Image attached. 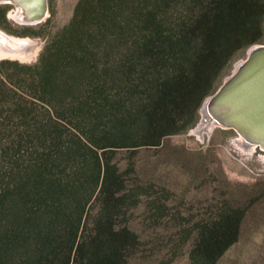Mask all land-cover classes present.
Listing matches in <instances>:
<instances>
[{
	"label": "trees",
	"instance_id": "1",
	"mask_svg": "<svg viewBox=\"0 0 264 264\" xmlns=\"http://www.w3.org/2000/svg\"><path fill=\"white\" fill-rule=\"evenodd\" d=\"M264 0H79L25 71L0 76V264H125L136 236L109 154L185 133L263 31ZM195 226L189 264H264V187ZM249 196L252 197L250 194Z\"/></svg>",
	"mask_w": 264,
	"mask_h": 264
},
{
	"label": "rangeland",
	"instance_id": "2",
	"mask_svg": "<svg viewBox=\"0 0 264 264\" xmlns=\"http://www.w3.org/2000/svg\"><path fill=\"white\" fill-rule=\"evenodd\" d=\"M78 1L46 0L47 16L34 23H20L13 16L17 5L0 2V32L27 43L23 60L0 57V76L12 77L18 95L27 93L21 67L37 63L43 47L70 22ZM3 38L1 48L23 50ZM258 44L264 45V23L254 45ZM247 50L239 52L222 71L215 90L246 58ZM199 114L191 129L166 137L159 146L117 149L109 154L124 181L123 193L131 195L116 221L118 228L126 227L136 236L125 264H189L195 226L214 217L222 202L238 201L243 207L256 197L254 189L264 187V153L242 149L232 130L214 128L198 136L194 131ZM263 236L264 211L244 239L256 243Z\"/></svg>",
	"mask_w": 264,
	"mask_h": 264
},
{
	"label": "water",
	"instance_id": "3",
	"mask_svg": "<svg viewBox=\"0 0 264 264\" xmlns=\"http://www.w3.org/2000/svg\"><path fill=\"white\" fill-rule=\"evenodd\" d=\"M199 113L197 134L232 130L242 149L264 153V45L248 48L246 58L203 100Z\"/></svg>",
	"mask_w": 264,
	"mask_h": 264
},
{
	"label": "flooded vegetation",
	"instance_id": "4",
	"mask_svg": "<svg viewBox=\"0 0 264 264\" xmlns=\"http://www.w3.org/2000/svg\"><path fill=\"white\" fill-rule=\"evenodd\" d=\"M0 2H8V3L13 2L17 5L16 13H14L13 16L16 20L20 21V23L40 22L47 16V12L44 17L42 16L43 13L42 0H0ZM24 2L26 5L23 4ZM45 4H46V0H45ZM2 35L3 36L0 35V41L4 40L3 37L5 36L8 37L3 32Z\"/></svg>",
	"mask_w": 264,
	"mask_h": 264
},
{
	"label": "bare ground",
	"instance_id": "5",
	"mask_svg": "<svg viewBox=\"0 0 264 264\" xmlns=\"http://www.w3.org/2000/svg\"><path fill=\"white\" fill-rule=\"evenodd\" d=\"M23 4L26 5L25 2ZM42 7H43L42 16L44 17L46 15V12H47L45 0H42ZM0 35L3 36L1 32H0ZM6 39L8 41L14 42L15 44H20L19 47L21 46L24 48H23V50H20V52H12V51L8 52L7 49H3L0 46V57L19 58V59L23 60L25 58L24 55L27 54V52H25V50L27 49V47L25 45L27 43L25 41H19L17 39L10 38V37H6ZM194 132L197 133L196 131H194ZM197 135L200 136L199 134H197ZM236 143H237V141H236ZM250 151H253V150H250Z\"/></svg>",
	"mask_w": 264,
	"mask_h": 264
}]
</instances>
